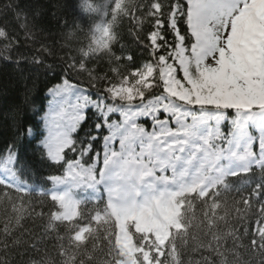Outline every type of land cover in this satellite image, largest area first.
Listing matches in <instances>:
<instances>
[{
	"label": "snow or ice",
	"instance_id": "obj_1",
	"mask_svg": "<svg viewBox=\"0 0 264 264\" xmlns=\"http://www.w3.org/2000/svg\"><path fill=\"white\" fill-rule=\"evenodd\" d=\"M70 7L77 44L60 45L47 109L33 104V124L17 108L0 150V264H264V0ZM8 12L37 42L41 11L6 0ZM0 45L20 38L0 26ZM36 51L52 69V48Z\"/></svg>",
	"mask_w": 264,
	"mask_h": 264
},
{
	"label": "trees",
	"instance_id": "obj_2",
	"mask_svg": "<svg viewBox=\"0 0 264 264\" xmlns=\"http://www.w3.org/2000/svg\"><path fill=\"white\" fill-rule=\"evenodd\" d=\"M5 2L6 0H0V4ZM71 3L72 0H20L22 7H28L30 15L33 9L41 11V19L37 21V24L42 26L45 31L44 33H38V40L35 43L24 39V33L17 27L11 12L0 16V26L6 25L13 35L18 34L20 38V46L10 51H4L2 45H0V150L5 147V144L14 135L13 115L17 108L21 109L24 121L33 124L38 123L40 119L39 116L34 114L33 104L37 106L43 105L45 110L47 109V88L55 82V77L61 73L63 62L60 57L65 56L69 52V47L61 48L60 45L67 43L74 48L77 44L76 38L68 39L67 37V33L73 30L74 24L80 23L70 7ZM53 13H55V16L52 15ZM65 21H67L66 24L64 23ZM121 31V42L129 46L138 55V46L132 37L128 35L127 22L124 23ZM41 44L52 48L53 55L44 56L46 62L53 65L52 69L30 62L34 55H43V53H37L36 51ZM6 56L11 57V59H6ZM21 57L23 58L17 63V59ZM73 79L80 83L81 87L88 88V80L85 75L81 74L80 77L73 76ZM92 92L95 95V90H92ZM89 117L80 132V139H84V132L89 131L95 121L94 116L89 114ZM112 119L117 120L118 116H113ZM140 122L144 123L143 120ZM150 125L151 120H148L146 126ZM226 130L227 128L225 127ZM96 147L99 149L100 145L97 144ZM73 155V153H69L70 158ZM85 159L87 160L88 157H85ZM41 171L47 174L49 171L54 170L42 168ZM254 174L258 178L260 175L259 170L254 169ZM23 199L26 203L31 202L33 205H37V211L40 210L38 202L41 197L37 193L25 195ZM2 218L3 209L0 208V219ZM24 223L26 227L32 226L31 220L26 219ZM188 258L199 259L196 253H191Z\"/></svg>",
	"mask_w": 264,
	"mask_h": 264
},
{
	"label": "rangeland",
	"instance_id": "obj_3",
	"mask_svg": "<svg viewBox=\"0 0 264 264\" xmlns=\"http://www.w3.org/2000/svg\"><path fill=\"white\" fill-rule=\"evenodd\" d=\"M115 147L117 148V150L119 149V144H118V142L115 144Z\"/></svg>",
	"mask_w": 264,
	"mask_h": 264
}]
</instances>
